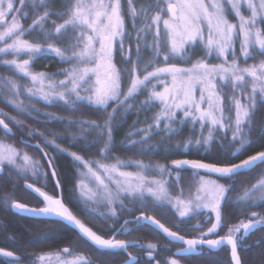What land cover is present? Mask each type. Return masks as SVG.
Returning a JSON list of instances; mask_svg holds the SVG:
<instances>
[{
	"label": "snow or ice",
	"instance_id": "snow-or-ice-1",
	"mask_svg": "<svg viewBox=\"0 0 264 264\" xmlns=\"http://www.w3.org/2000/svg\"><path fill=\"white\" fill-rule=\"evenodd\" d=\"M19 4L17 7L16 0H0V44H3L0 54L12 56V59L0 60V66L27 79L31 86L22 85L11 77H3L0 79L4 85L3 91L15 97L7 102L21 113L30 115L37 112L48 117L49 121L63 122L61 117L40 113L38 109L20 101L18 97L23 89L29 98L38 97L46 104L62 101L75 111V105L87 102L101 114L107 113L103 123L67 120L68 124L81 125L82 135L73 139L86 140L91 131L98 130L97 137L89 141V146H95L102 140L103 146L98 154L105 160L110 157L115 160L111 164L87 161L75 152H68L74 161L86 169V173H82L85 179L76 183L78 202L86 206L96 205L84 207L83 213L115 222L137 206L145 209L151 207L153 210L170 207L182 218L181 222L202 216L191 226L193 229L211 221L206 231L186 238L165 227L154 216L141 212L139 216L124 220L118 228L114 224L109 225L104 230L113 231V236L104 238L66 206L62 197L50 195L36 187L35 183L26 182L23 187L43 204L42 207H29L12 198L17 188L14 184L9 192L0 197V203L17 213L48 219L57 225L55 229L37 233L34 241L43 242L51 232H59L66 227L76 232L77 243L33 254L29 264H94L87 254L76 251L79 241L107 255L119 251L127 253L123 264H139V258L128 252L130 246H136L147 250L150 262L156 259L158 244L150 242L144 245L135 240L115 238L145 225L162 232L170 244L183 245L167 259L166 264H181L177 256L199 255L204 247L219 249L223 246L230 247L232 264H242L238 249L254 230L264 229V212L252 211L247 219L229 224L223 236L218 231L224 227L226 217L230 215L226 212L229 204L239 211L264 205V167H261L264 166V150L239 159L258 141H264V125L259 127L258 132L255 127L256 112L260 106H264V59L246 64L257 55L264 57V0H143L142 3L127 0L126 9L123 0H59L58 6L57 0H19ZM25 7L29 11H24ZM242 9L250 14L244 15ZM29 15L34 18L25 28L21 19H27ZM231 15H234L236 22L229 19ZM10 16L11 21L8 20ZM129 20L135 36L128 29ZM32 33H35L33 40L24 38ZM126 41L129 42L127 47ZM114 46H118L124 67L117 68L113 62ZM197 51L200 55L192 61ZM145 53L149 54L147 58ZM49 54L70 67L55 73L34 72L32 65L35 61ZM22 56L27 58L20 59ZM213 58L221 62L208 63ZM172 60L192 63L189 67H181L169 63ZM241 60L246 66H241ZM129 64L131 67H128ZM60 75L64 79H53ZM162 76L165 79H160ZM125 81L128 82L126 90ZM229 87L231 96L224 91ZM144 91H147V96L140 101V110L148 111L158 105L159 111L146 128L128 134L144 133L138 140H129L128 146L135 148L139 144L137 151L140 152L158 151V145L146 144L145 141L162 132L160 143H163L171 136L179 135L183 126L191 122L192 132L199 124V134L195 138L189 135L174 146L169 145L165 153L181 156L195 154L200 158L174 159L170 164L153 167L150 163L121 160L113 155V129L114 124L118 123L116 115L121 109L127 115L135 106L136 97ZM82 92L87 95H82ZM110 104L115 106L108 112ZM5 118L20 126L22 122L0 110V128L7 137L13 132ZM85 124L88 129L83 128ZM205 129L207 134L204 133ZM35 132L30 130L29 135H35ZM39 135L43 137L44 133ZM53 136L63 138L62 134L53 133ZM44 142L52 144L59 151H67L57 145L55 139ZM217 143L218 150L211 151L212 145ZM35 147L40 149L39 145ZM40 151L43 152V149ZM44 157L59 187L55 158L48 157L47 153H44ZM236 160L238 162H234ZM5 165L14 169L18 180L31 178L38 182L43 177L47 181L49 176L47 170L42 171L41 160L34 159L27 152L21 154L14 145L0 140V175ZM133 165L140 171L121 170ZM257 168L260 172L254 183L238 181V177ZM183 170H190L194 177H199L194 185H187L194 191H190L186 198L184 186L179 183ZM149 172H156L159 178H149ZM209 176L217 179H209ZM173 180L180 189L176 196L171 194ZM219 180H226L227 183H220ZM238 183L242 186L236 188ZM234 189L236 195L230 197L229 193ZM101 207L103 211L99 210ZM210 235L217 238L208 239ZM9 239L15 242V237ZM0 257L9 258V264H20L23 259L17 252L5 248H0Z\"/></svg>",
	"mask_w": 264,
	"mask_h": 264
},
{
	"label": "trees",
	"instance_id": "trees-1",
	"mask_svg": "<svg viewBox=\"0 0 264 264\" xmlns=\"http://www.w3.org/2000/svg\"><path fill=\"white\" fill-rule=\"evenodd\" d=\"M139 2H143V0H139ZM17 7L20 6L19 0H16ZM59 4V0H57V6ZM123 4L125 9L127 8V0H123ZM24 11H29L28 7L24 8ZM16 15V14H15ZM34 17L29 15L27 19H21V23L24 25L25 28L31 23V20ZM60 22L59 20L57 21ZM139 26V25H138ZM128 29L129 31L132 30L131 21H128ZM35 33H32L28 36H25V39L33 40ZM133 36H135V32L133 31ZM11 42L10 40L8 41ZM128 41L125 42L126 47L128 46ZM132 47L134 49L135 42L134 40L131 42ZM3 44H0L2 47ZM98 47V45H97ZM237 51H239V43L237 42ZM145 58L149 55L145 53ZM200 55V52L197 51L195 55L192 57V61H194L197 56ZM133 57H135V52L133 51ZM231 60L232 57L229 56ZM26 56L20 57V59H26ZM5 59H12V56L8 55L5 56L0 54V60ZM264 57L257 55L255 59H250L246 62V64L250 65L253 63H258ZM192 61L188 63H183L178 60L169 61V63H176L178 66L181 67H189ZM113 62L116 64L117 68L124 67L121 62V53L118 50V46H114L113 50ZM210 64H218L220 60L215 58L210 59L208 61ZM245 62L241 60V66H246ZM163 66V65H161ZM70 67L69 64L59 62L58 58L54 55H42L39 59L35 61L32 65V70L34 72H47V73H55L60 69ZM128 67H131L129 64ZM151 71V68L148 69ZM143 74V73H141ZM3 77H11L18 81V83L30 87V81L25 78L20 77L18 74L14 75L12 70H9L7 67L0 66V79ZM55 80L64 79L62 75L53 77ZM251 81H249V86ZM128 82L125 81L124 87L125 90L127 89ZM4 85L0 83V110L4 113H7L10 116L16 118L22 122V126L15 124L12 121H9L5 118V122L9 124V127L13 130L14 134L12 136L5 137L4 132L0 129V139L4 141H13L18 147L26 148L34 152L36 157L39 158L43 164L42 171L48 170L46 166V162L43 159L41 152L34 147H28L25 144H22L21 139L29 141L31 143H39L45 153H47L48 157H54V164L56 167V171L58 173V180L61 185L63 199L67 205H69L70 209L89 227L92 228L93 231H96L99 235H102L105 238L107 236H111L113 231H105L104 229L108 228L109 225H113L118 228L126 219H131L135 216L144 212L146 215L154 216L156 219L160 220L164 225H166L171 230L180 233L181 235L193 237L197 236L201 230H203L204 226L200 228L193 229L191 226L195 224L196 221L201 220V217H194L190 220L185 222H181L182 218H179L175 210L168 208H157L153 210L151 207L145 209L137 206L133 209V211L128 214L124 213L120 216L118 221L107 220L104 221L102 218H93L91 216H87L83 213L82 209L84 207H96V205H83L78 202L79 193L76 191V183L80 179H85V176L82 173H86V169L83 166L79 165L76 161L72 159L68 152H75L82 157H84L87 161H101L103 163H114L111 157L105 160L98 154V150L103 146V141L101 140L99 143L95 144V146H89V141L93 140L98 135V130L91 131V134L87 136V139L76 138L73 137H80L82 135L80 128L81 125L76 124H68V119L73 120H88V121H97L98 123H103L104 119L107 116V113L101 114L95 107L89 105L87 102H81L75 105L76 110H70V106L65 105L62 101H56L53 104H46L43 100L39 99L38 97L29 98L27 93L21 89V95L18 97L20 101H22L25 105L34 107L38 109L40 113H50L54 114L55 116L63 118V122L59 120H48V117L39 115L37 112H31V114L21 113L14 109L7 101L9 99H13L8 92H4ZM60 89H57L59 91ZM159 90V89H157ZM224 91L231 96V89L226 88ZM248 91V90H246ZM82 95H87V93H81ZM147 96V91H144L135 99V106L132 107L131 111L125 115L124 110L121 109L120 112L116 115V121L118 123L114 124L113 129V138L115 142V147L112 149V153L116 158L121 160H131V161H143L145 164H151L155 167L157 164H170L174 159H198L200 158L198 155H188V156H181V155H172L166 154L165 148L169 145H175L177 141H183L192 135L195 138V135L199 134L200 126L197 124L195 126V132L191 130V122L184 125L182 131H180L179 135H173L170 139L160 143L161 136L163 135L162 132L152 135L151 138L145 141L146 144H151L153 146L158 145V151H153L151 153L148 152H140L137 149L140 148V145L137 144L135 148L128 146V141L136 139L138 140L141 136L144 135L143 132H139L136 135H128L130 132H133L136 129L146 128L148 124L152 123V119L157 111H159V106L151 107L148 111L140 110V101L144 100ZM129 103H133L130 101ZM114 104H110L108 106V112L112 111ZM139 112V114H138ZM264 125V106H260L258 111L255 115V127L256 131L260 126ZM84 129H88V125H83ZM36 130L35 135L30 136L29 131ZM39 133H44V136L41 137ZM53 133L62 134L63 138L60 136H53ZM204 133L207 134V129L204 130ZM256 135V132L253 133ZM231 136V132L228 133ZM56 140V144L59 145L61 148L67 149V151H59L55 146L52 144H46L45 140ZM218 150V143L212 145L211 151L215 152ZM264 150V141H258L256 145L251 147L247 152L239 157V159H245L248 155H253L258 151ZM195 150L193 149V152ZM203 151V149H201ZM238 162V160L234 161ZM5 174L7 172L12 174L13 176V185H17L15 198L19 202L26 203L30 206L36 204V202L40 203V201L30 193L29 191L25 190L23 187L24 182L35 183L36 187L42 188L45 192H53L56 195L57 191L52 177L49 173L47 181L44 180L43 177L37 182L32 180L31 178L25 179H17L16 172L11 166L5 165ZM264 167V166H261ZM122 171L127 172H138L140 171L134 165L126 168H122ZM260 169L257 168L251 173H246L240 177H238V181H246L247 184L254 183L258 178V174ZM180 185L184 186V197L186 198L190 191H194V188H189L187 185L195 184V181L198 180L197 177H194L191 174L190 170H183L181 171ZM176 175V170L173 171V177ZM147 176H155L158 177L156 172H149ZM159 178V177H158ZM175 180H173V187L171 188L172 193L175 195L179 194V187L175 186ZM223 183H227L226 180H223ZM2 184L0 183V186ZM46 185V187H45ZM241 184H237L236 188L241 187ZM6 190V189H5ZM236 191L235 189L233 192L229 193V196H235ZM35 202V204H34ZM127 203V201H126ZM149 203H151L149 201ZM131 207V205H129ZM103 211V207L99 209ZM252 211L263 212L264 205L258 208H250L247 211H239L234 206L229 204L226 208V212L230 213L228 217H226V222L224 227L220 230L222 232L227 231V227L229 224H235L241 219H247L248 214ZM15 216L18 217V214L15 213ZM15 217V242L16 245L22 246L25 243L30 251L35 253H41L46 251L57 250L63 246H67L70 244L77 243L76 241V232L73 230L68 229L67 227L60 230L59 232H51V235L47 240L43 242L34 241L33 238L37 235V233L56 228V224L51 220H39L35 221L33 219L30 220V229L27 232V235L23 232L22 229L19 227V221ZM131 227V225H130ZM226 233V232H225ZM224 233V234H225ZM117 239L122 240H135L138 241L140 244H148V243H156L159 245V250L155 253L156 259L149 262L144 255L146 249H141L136 246H131L128 248L129 252L133 254L136 253L137 257L139 258V264H166L168 258L172 257L173 251L178 247L177 244L169 243L168 239L165 238L159 231L154 230L151 226H141L136 228L134 231H131L127 235H117ZM80 247L87 248L86 253L94 262V264H119L120 262H124L127 258V254L123 251H119L118 253L107 255L102 252H98L94 247L89 244H85L83 241L78 242ZM76 248L79 249L80 247ZM16 249L19 246H14ZM21 248V247H20ZM84 249V248H83ZM81 248V250H83ZM229 249L227 247H223L218 252H211L206 249L201 251L202 253L199 255H190V256H180L176 257L180 260L181 264H232L229 257ZM239 255L242 260V264H264V229L254 230L244 241L243 246L238 249ZM25 256L23 255V259ZM22 259V260H23ZM0 264H7L5 260L0 259Z\"/></svg>",
	"mask_w": 264,
	"mask_h": 264
},
{
	"label": "flooded vegetation",
	"instance_id": "flooded-vegetation-1",
	"mask_svg": "<svg viewBox=\"0 0 264 264\" xmlns=\"http://www.w3.org/2000/svg\"><path fill=\"white\" fill-rule=\"evenodd\" d=\"M46 166H47V164H46ZM13 181L14 180H13L12 174H9L8 172H7V174H5V167H4L3 174L0 175V183L2 184L0 186V197H2L4 195V193L9 192L12 189ZM55 188H56V186H55ZM56 191H57V189H56ZM53 196H57V193H56V195H53ZM12 198L14 199V196ZM10 203H11V200L9 201V204ZM21 203H23V202H21ZM24 204H26V203H24ZM65 204H66V202H65ZM28 206H30V205H28ZM42 206H43V204L40 201V205L37 204L36 206L33 205L32 207H42ZM67 206L69 207V205H67ZM15 217L16 216H15V212L13 211V209H11L10 207L6 208L3 205V203H0V248H5L7 250H12L14 252H17L22 257L24 255L25 258L20 262V264H29V261L32 259V255L37 254V253L30 251L29 247L25 243L22 246H20V245H16V242L9 239V237H14V234H15V231H14L15 230ZM16 218L20 222L18 224L20 229H22L26 235H27L28 230L30 229V220L29 219H33L35 221L36 220L37 221L45 220V219H37V218L34 219V218H28V217L25 218V216H22L19 214H18V217H16ZM220 236H223V235H220ZM213 238H217V236H215ZM213 238L209 237L208 239H213ZM14 246H19V248L16 249ZM81 248L83 249L84 247H81ZM0 259L5 260L7 262V264H9V258L0 257Z\"/></svg>",
	"mask_w": 264,
	"mask_h": 264
},
{
	"label": "rangeland",
	"instance_id": "rangeland-1",
	"mask_svg": "<svg viewBox=\"0 0 264 264\" xmlns=\"http://www.w3.org/2000/svg\"><path fill=\"white\" fill-rule=\"evenodd\" d=\"M242 11H243V14L244 15H249L250 13H249V11H247L246 9H242ZM13 15H15V13H13ZM11 19H12V17L10 16V17H8V20L9 21H11ZM229 19L232 21V22H236L235 21V17H234V15H231L230 17H229ZM0 30H2V29H0ZM239 43V42H238ZM228 59H230V57H228ZM221 62V61H220ZM95 79V77H93V80ZM160 79H165V77H160ZM169 80H170V78H168ZM197 95H199V93L197 92ZM0 140H2V139H0ZM4 141V140H3ZM5 143H8V144H12V145H14L18 150H20V152H21V154H23L24 152H27L29 155H31L34 159H37V160H40L39 158H37L36 157V154H34V152L33 151H31V150H29V149H26V148H21V147H18L16 144H14V142L13 141H4ZM42 163V162H41ZM149 178H152V177H154V176H148ZM158 178V177H157ZM198 179H199V177H197ZM209 179H217V177H215V176H209L208 177ZM219 182L220 183H223V180H219ZM48 194H51V195H54L53 194V192H47ZM171 194L173 195V196H176L174 193H172V191H171ZM15 196V195H14ZM15 198V197H14ZM34 204H35V202H34ZM40 205V203L38 202H36V204H35V206L36 205ZM264 212V211H263ZM203 215V214H202ZM201 218H202V216H201ZM199 221V220H198ZM198 221H196L195 222V224L198 222ZM194 224V225H195ZM204 226V225H203ZM211 226V221H209L208 223H206L205 224V226L203 227V230H201V232H203V231H206V229L208 228V227H210ZM221 229V228H220ZM219 229V231H218V234L219 235H224V233L226 232V231H224V232H222L221 230ZM216 235H210L209 237L210 238H213V237H215ZM107 237H110V235L109 236H107ZM194 237V236H193ZM209 237H207V238H209ZM80 247V246H79ZM78 251L77 252H84V253H86V251L85 250H87V248H85L84 247V249L83 250H81V247L79 248V249H77ZM53 251V250H52ZM47 252V251H46ZM174 252V251H173ZM132 253V252H131ZM37 254H39V253H37ZM133 254V253H132ZM133 255H136L137 256V254L136 253H134ZM144 257L148 260V258H147V250H146V252H145V255H144Z\"/></svg>",
	"mask_w": 264,
	"mask_h": 264
},
{
	"label": "water",
	"instance_id": "water-1",
	"mask_svg": "<svg viewBox=\"0 0 264 264\" xmlns=\"http://www.w3.org/2000/svg\"><path fill=\"white\" fill-rule=\"evenodd\" d=\"M1 130H2V128H0ZM3 131V130H2ZM12 132H13V130H12ZM13 134H14V132H13ZM12 134V135H13ZM12 135H10V136H12ZM21 141H23V143L22 144H25V145H31V147H34V148H37V147H35L36 145H39L40 146V149H43L42 148V146L39 144V143H31V142H29V141H26V140H23V139H21ZM38 149V148H37ZM40 149H38L39 151H40ZM41 152V151H40ZM44 153H45V151L43 150V152H41V155H42V157H43V159L45 160V164H47V159L44 157ZM48 156V155H47ZM183 159V158H182ZM49 172H50V175H51V170L49 169ZM52 177V176H51ZM52 180H53V182H54V184L53 185H55L56 186V189H57V196L58 197H62L63 198V196L61 195L62 194V189H61V185L59 186V187H57V179H54V178H52ZM26 182H24L23 183V185L25 184ZM27 183H29V182H27ZM31 184V183H30ZM60 184V183H59ZM25 189V188H24ZM26 190V189H25ZM28 191V190H27ZM34 195V194H33ZM67 206V205H66ZM29 207H32V206H29ZM15 213H17L15 210H13ZM17 214H19V215H22V216H25V218L26 217H28V218H34V219H36L35 217H32L31 215H29V214H27V213H17ZM140 215V214H139ZM138 215V216H139ZM38 219V218H37ZM40 219H43V218H40ZM132 219V218H131ZM46 220H48V219H46ZM162 223V222H161ZM123 224V223H122ZM152 227V226H151ZM165 227H167L166 225H165ZM170 229V228H169ZM171 230V229H170ZM171 231H173V230H171ZM175 232V231H174ZM159 233H161L162 235H163V233L162 232H160L159 231ZM179 235H181L180 233H178ZM112 236H113V234H112ZM111 236V237H112ZM164 236V235H163ZM165 237V236H164ZM105 238V237H104ZM166 238V237H165ZM186 238H188V237H186ZM213 239H216V238H213ZM174 244H177V243H174ZM177 245H179L180 247L179 248H181V247H183V245L182 244H177ZM131 247V246H130ZM223 247H227L229 250V257H230V261H231V263H232V259H231V250H230V247H228V246H223ZM223 247H220L219 249H209L208 247H204V249H206V250H208V251H211V252H218L220 249H222ZM179 248H177V249H179ZM177 249L176 250H174V252L173 253H175L176 251H177ZM203 251V250H202ZM202 253V252H201ZM238 253H239V251H238ZM127 254V253H126ZM127 256V255H126ZM136 256V255H135ZM177 257H180V256H177ZM127 259V258H126ZM125 259V260H126ZM124 260V261H125ZM119 264H123V261L122 262H120Z\"/></svg>",
	"mask_w": 264,
	"mask_h": 264
},
{
	"label": "bare ground",
	"instance_id": "bare-ground-1",
	"mask_svg": "<svg viewBox=\"0 0 264 264\" xmlns=\"http://www.w3.org/2000/svg\"><path fill=\"white\" fill-rule=\"evenodd\" d=\"M184 236V235H183ZM185 237H188V236H185ZM188 238H191V237H188Z\"/></svg>",
	"mask_w": 264,
	"mask_h": 264
}]
</instances>
